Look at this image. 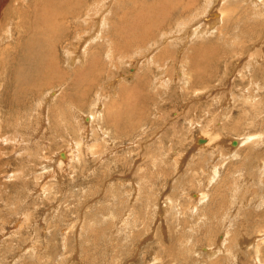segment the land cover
<instances>
[{
    "label": "rangeland",
    "instance_id": "1",
    "mask_svg": "<svg viewBox=\"0 0 264 264\" xmlns=\"http://www.w3.org/2000/svg\"><path fill=\"white\" fill-rule=\"evenodd\" d=\"M18 1L0 0V122L9 125L0 133L26 125L24 119L39 103L46 134L41 135V160L32 158L29 164L28 157L0 142V235L22 212L33 211L30 228H36H26L22 241H15L18 234L0 236V264H167L165 258L173 259L169 264H264V0H199L204 20L188 27V43L184 33L175 34L177 22L170 27L167 20L189 0ZM44 6L54 10L44 11ZM77 7L88 13L83 22L88 25L68 29L74 36L69 53L59 40L67 31L59 11ZM213 13L224 18L208 27ZM200 26L209 30L193 35ZM88 27L89 33H80ZM52 28H59L56 35ZM33 37L41 44L53 42L45 55L55 49L58 64L48 69L44 59L40 72L39 55L29 52L33 46L44 51V45ZM27 55L39 59L31 63ZM51 58L47 62L53 64ZM55 73L58 82L52 79ZM116 78L123 79L120 86ZM95 110L96 119H85ZM34 122L36 127L38 119ZM69 129L81 132L74 137ZM244 134L261 137L231 150ZM74 138L79 142L69 146ZM255 142L260 144L256 149ZM69 149L79 160L59 171L53 164L56 154L67 155ZM39 161L40 168L51 165L38 182L41 194L34 181ZM21 177L26 189L19 185ZM15 197L22 200L18 213L7 204ZM218 245L225 252L208 255Z\"/></svg>",
    "mask_w": 264,
    "mask_h": 264
},
{
    "label": "bare ground",
    "instance_id": "2",
    "mask_svg": "<svg viewBox=\"0 0 264 264\" xmlns=\"http://www.w3.org/2000/svg\"><path fill=\"white\" fill-rule=\"evenodd\" d=\"M4 1V0H3ZM20 1V0H19ZM19 1H18V3H19ZM33 1V0H32ZM32 1H30V2H32ZM177 2H178V0H176ZM190 1V3L191 4H195L196 5V7L197 8H195L194 10H192L191 12L189 11V6L191 5V4H187V5H184V6H182V8L180 9H177V10H172L170 13H169V17H168V20H167V25L168 26H170V27H172L173 26V24L175 23V22H177V24H176V27L178 26V28H176L177 30H176V32H175V34H177V33H179V32H182V33H184V36H186V35H188L190 32V28H191V26H193V25H195V24H198L199 22H201L202 20H204V13H202V12H200L199 11V9H200V2H199V0H189ZM219 1V0H218ZM255 1H260V0H255ZM35 2V1H34ZM43 2H44V0H43ZM48 1H46V3H47ZM55 2V1H54ZM66 2V1H65ZM92 2H94V1H92ZM114 2V1H113ZM164 2V1H163ZM170 2V1H169ZM249 2H251V1H249ZM14 3V2H13ZM16 3V2H15ZM17 3V4H18ZM63 3V2H62ZM69 3V2H68ZM76 3V2H75ZM79 3V2H78ZM143 3V2H142ZM145 3V2H144ZM203 3H204V1H203ZM220 3V2H219ZM223 3V2H222ZM34 4V3H33ZM42 4V3H41ZM48 4H50V3H48ZM56 4H57V1H56ZM59 4V3H58ZM65 4H67V3H65ZM71 4V3H70ZM169 4V3H168ZM181 4V3H180ZM22 5H23V3H22ZM54 5V4H53ZM64 5V4H63ZM126 5V4H125ZM129 5V4H128ZM127 5V6H128ZM24 6V5H23ZM35 6H37V5H35ZM40 6V5H39ZM38 6V7H39ZM83 6V5H82ZM93 6V5H92ZM210 6H212V4H211V2H209L208 3V7L210 8ZM223 6V5H222ZM40 7H43V5H41ZM39 7V8H40ZM152 7V6H151ZM224 7V6H223ZM17 8V7H16ZM60 8V7H59ZM121 8H123V7H121ZM141 8H143V7H141ZM146 8V7H145ZM217 8V7H216ZM3 9V8H2ZM37 9V8H36ZM35 9V10H36ZM103 9V8H102ZM107 9V8H106ZM124 9V8H123ZM154 10L155 9H157V8H153ZM152 9V10H153ZM159 9V8H158ZM219 9V8H218ZM226 9V8H225ZM228 9H231L232 10V8H228ZM43 10L44 11H47V10H54L53 9V7H46V6H44V8H43ZM88 10V9H87ZM202 10H204V8H202ZM106 11V10H105ZM156 11V10H155ZM165 11V10H164ZM228 11V10H227ZM234 11V10H233ZM48 12V11H47ZM60 12V14L62 15V16H60V19L62 18L63 19V21L65 22V23H67V31L65 32V35L64 34H62L61 36H60V38H59V40H60V44H64L63 45V49L65 50V52H69L68 51V42H69V40H73L74 39V36H68V34H67V32H68V29H70L71 31H72V28L73 27H81V26H83V25H88V24H85V23H83V22H86L87 20H88V13L86 12V10H83L81 7H77V8H75L74 9V11L73 10H70V11H66V10H62L61 9V11H59ZM153 12V11H152ZM221 12V11H220ZM17 13V12H16ZM15 13V14H16ZM32 13V12H31ZM35 13V12H34ZM104 13V12H103ZM190 13H192L193 15H194V17L191 19V20H189V15H190ZM229 13H230V10H229ZM23 14V13H22ZM40 13H37V15H39ZM59 14V15H60ZM67 14V17L65 16ZM91 14H93V13H91ZM154 14V13H153ZM152 14V15H153ZM234 14V13H233ZM41 16L43 15V14H40ZM100 15H102V12L100 13ZM121 15V14H120ZM52 16V15H51ZM97 16V15H96ZM155 16V15H154ZM209 16L210 15H208V18H209ZM230 16V15H229ZM18 17H19V15H18ZM47 17H48V15H47ZM45 15H44V19L45 18H47ZM57 17V16H56ZM149 17V16H148ZM153 17V16H152ZM157 17H158V15H157ZM161 17V16H160ZM203 17V18H202ZM224 18V15L223 14H219V13H213L212 15H211V17H210V19L209 20H207L208 22H206L207 24H206V26H208V27H211V26H209V25H211V24H213L212 26H214L215 24H214V21L217 19H219L218 21H217V23H220L221 22V20H222V18ZM93 18V17H92ZM151 18V17H150ZM199 18H201V19H199ZM227 18V17H226ZM49 19V18H48ZM62 19L60 20V21H62ZM165 19H166V17H165ZM196 19V20H195ZM50 20V19H49ZM148 20V19H147ZM157 20V19H156ZM22 21H23V19H22ZM54 21V20H53ZM98 22H99V20H97ZM151 21V20H150ZM149 21V22H150ZM164 21V20H163ZM24 23H25V20L23 21ZM93 22V21H92ZM152 22H154L153 21V19H152V21H151V23ZM156 22V21H155ZM154 22V23H155ZM205 22V21H204ZM114 23H116V22H114ZM157 23V22H156ZM155 23V24H156ZM202 23V22H201ZM38 24H39V22H38ZM50 24V23H49ZM121 24V23H120ZM133 24V23H132ZM146 24V23H145ZM149 24V23H148ZM222 24V23H221ZM43 25V24H42ZM51 25V24H50ZM52 25H54V24H52ZM56 25V24H55ZM55 25H54V27L53 28H55ZM104 25V24H103ZM125 25V24H124ZM140 28H142V27H144L143 25H141V24H137ZM165 25V24H164ZM258 25V24H257ZM38 26V25H37ZM62 26V25H61ZM66 26H64V27H66ZM71 26H73V27H71ZM91 26V25H90ZM99 26V25H98ZM97 26V27H98ZM115 26V25H114ZM147 26H149V25H147ZM154 26H156V25H154ZM158 26H160V25H158ZM24 27H25V25H24ZM56 27H57V25H56ZM150 27H151V25H150ZM188 27H190L189 29H188ZM4 28V27H3ZM40 28H42L41 26H40ZM52 28V30H54V31H56V30H58L59 28H57L56 30L55 29H53ZM61 29H63L62 27H60ZM90 28L91 27H88L86 30H81L80 31V33H89L90 32ZM152 28V27H151ZM150 28V29H151ZM154 28V27H153ZM207 28V27H206ZM206 28H202L201 26L198 28V29H194L195 31H193V35H195V34H197V32L200 34V33H202V32H206L207 30H209V29H206ZM33 29V28H32ZM61 29H60V31H61ZM76 29H78V28H76ZM204 29H206V30H204ZM7 31H6V33H5V36H7L8 34H10L9 33V29H6ZM36 30V29H35ZM50 30V29H49ZM153 30V29H152ZM159 30V29H158ZM169 31H170V33L172 34V32H174L173 30H174V28L173 29H168ZM191 30H193V29H191ZM59 31V30H58ZM58 31H56V33H55V35L57 34V32ZM136 31V30H135ZM146 31V30H145ZM160 31V30H159ZM164 31V30H163ZM163 31H161V33L163 32ZM169 31H168V33H169ZM70 32V31H69ZM74 32V31H73ZM95 32V31H94ZM100 32V31H99ZM150 32V31H149ZM149 32H146V34H148ZM4 33V32H3ZM42 32L40 31L39 32V35L41 34ZM79 33V34H80ZM102 33V32H101ZM100 33V34H101ZM143 33V32H142ZM192 33V32H191ZM44 34V33H43ZM61 34V33H60ZM70 34H71V32H70ZM74 34H75V32H74ZM73 34V35H74ZM103 34V33H102ZM167 31H166V33L165 34H162L163 35V38L165 37H167ZM245 34V33H244ZM27 35V34H26ZM45 35V34H44ZM47 35V34H46ZM45 35V36H46ZM52 35V34H51ZM72 35V34H71ZM142 35V34H141ZM149 35H150V33H149ZM148 35V36H149ZM152 35V34H151ZM154 35V34H153ZM160 35V34H159ZM165 35V36H164ZM29 36H30V34H29ZM45 36H41L42 38H46ZM47 36H49V35H47ZM105 36V35H104ZM119 36V35H118ZM148 36H147V38H148ZM161 37V36H160ZM191 36H189V38H190ZM221 37H223V36H221ZM18 38H20V37H18ZM34 39V41L33 42H35V44L36 43H38L39 45H44V48H43V46L41 47L42 48V50H44V51H41L40 50V46H33V49H31V52H29L30 50H28V52L31 54V53H33V54H35V55H39V58H40V60L38 61V65H39V68H40V72H42L43 70H41L42 69V65H41V63H42V60H44V59H46L47 61L48 60H50V58H51V62H54L53 64H50V61L49 62H44V64L45 63H49V65H44L46 68H50V67H52L54 64H58V57H56L57 56V52H56V54H55V49H54V52L52 53L51 51H50V53H52V55H50L49 53H48V55H49V57H47L46 55H45V50L47 49V46L49 45V44H52L53 42L50 40V41H42V44H41V41H38V40H36V38L35 37H33ZM90 38V37H89ZM92 38V37H91ZM102 38V37H101ZM144 38V37H143ZM189 38L186 36V41H187V43L189 42ZM233 38V37H232ZM1 37H0V41H1ZM25 39V38H24ZM88 39V38H87ZM111 39V38H110ZM158 39H160V38H158ZM170 40H171V38H169ZM169 39H167V40H169ZM222 39V38H221ZM166 40V41H167ZM223 40V39H222ZM12 41V40H11ZM19 41H21V40H19ZM163 41V40H162ZM165 41V42H166ZM185 41V42H186ZM16 42H17V40H16ZM55 42V41H54ZM76 42V41H75ZM86 42V41H85ZM161 42V41H160ZM159 42V43H160ZM56 43H57V41H56ZM186 43V44H187ZM19 44V43H18ZM34 44V45H35ZM73 44V43H72ZM240 44H242V43H240ZM33 45V44H32ZM55 44H53V46H54ZM58 45V44H57ZM57 45H55V46H57ZM75 45V44H74ZM52 46V45H51ZM50 46V47H51ZM132 46V45H131ZM200 46H202V45H200ZM17 47H18V45H17ZM49 47V48H50ZM74 49H72L73 51L75 50V47H73ZM76 48H77V46H76ZM52 49V48H51ZM52 49V50H53ZM169 49V46H167L166 48H165V50H168ZM78 50V49H77ZM80 50V49H79ZM82 50V49H81ZM99 50V49H98ZM102 50V49H101ZM95 51V50H94ZM234 51H235V49H234ZM42 52H44V53H42ZM75 52L77 53V51L75 50ZM154 52V51H153ZM166 51H164L163 52V54L165 53ZM215 52V51H214ZM260 52V51H259ZM28 53V54H29ZM47 53V52H46ZM70 53V52H69ZM88 53V52H87ZM102 52H100V54H101ZM161 53V52H160ZM225 53H228V52H225ZM54 54V55H53ZM72 54H75V53H72ZM94 54V53H93ZM109 54V53H108ZM155 54V53H154ZM255 54H257V53H255ZM259 54V53H258ZM257 54V55H258ZM29 56V55H27L26 56V60H31L30 62L32 63V61H34V63H36L37 62V60L39 59H37V56ZM90 55V54H89ZM102 55V54H101ZM100 55V56H101ZM161 55V54H160ZM51 56V57H50ZM75 56V55H74ZM85 56V55H84ZM154 56V55H153ZM163 56V55H162ZM67 57V56H66ZM77 58H78V56H76ZM81 57V56H80ZM251 57V56H250ZM253 57V56H252ZM72 58H73V56H72ZM82 59H83V57H81ZM80 58V59H81ZM94 58V57H93ZM76 59V58H75ZM75 59H73V60H75ZM81 59V60H82ZM109 59H110V57H109ZM252 59V58H251ZM111 60V59H110ZM65 61V60H64ZM84 61V60H83ZM147 61H149V58H148V60ZM161 61V60H160ZM26 62V61H25ZM29 62V63H30ZM82 62V61H81ZM151 62V61H150ZM163 62V61H162ZM161 62V63H162ZM27 63V62H26ZM128 63V62H127ZM240 63V62H239ZM43 64V63H42ZM93 64V63H92ZM101 64V63H100ZM65 65V64H64ZM90 64H88L87 66H89ZM103 65V64H102ZM32 66V65H31ZM43 66V69L44 70H46V68ZM57 66V65H56ZM84 66V65H83ZM92 66V65H91ZM94 66H95V64H94ZM193 66V65H192ZM37 67V66H36ZM54 67V66H53ZM59 67V66H58ZM57 67V68H58ZM160 67H161V65H160ZM32 68V67H31ZM99 68V67H98ZM162 68V67H161ZM54 69H56V68H54ZM54 69H51L52 71L54 70ZM83 69V68H82ZM102 69V68H101ZM158 69V68H157ZM260 69V68H259ZM261 69H263V68H261ZM51 70L48 72V70H47V72L45 71V74L46 73H50L51 72ZM57 70H59V69H57ZM56 70V71H57ZM87 70V72L89 71V72H92V67H90V68H88V69H86ZM86 70H85V72H86ZM159 70V69H158ZM64 71V70H63ZM75 71V70H74ZM164 71V68H163V70H162V72ZM264 71V70H263ZM262 71V72H263ZM38 72V71H37ZM55 72V71H54ZM58 72V71H57ZM160 73H161V71H159ZM59 73V72H58ZM74 73V72H73ZM83 73H84V71H83ZM164 73V72H163ZM38 74V73H37ZM51 74H53V72L51 73ZM56 74V73H55ZM64 74V73H63ZM87 74V73H86ZM47 75V74H46ZM57 75V74H56ZM79 75H80V73H79ZM84 75V74H83ZM83 75H81V77H83ZM158 75H160V74H158ZM58 76V77H57ZM56 77H52V79H57V82H58V80L60 79V77H59V74L57 75ZM90 76H93V74L92 75H90ZM94 77H96V76H94ZM93 77V78H94ZM121 77H123V75H121ZM49 78H51L50 76H49ZM66 78V77H65ZM67 78H68V76H67ZM92 78V79H93ZM91 79V78H90ZM162 79V78H161ZM117 78H116V82H117ZM120 80V82H117V84L120 86L121 85V82H122V78L121 79H119ZM163 80V79H162ZM49 81V80H48ZM48 81H46V82H48ZM90 81V80H89ZM94 81H96V79H94L93 80V82ZM140 81V80H139ZM87 82H88V80H87ZM109 81H107V83H108ZM158 82H159V80H158ZM165 82V81H164ZM95 83V82H94ZM140 83H142L141 81H140ZM89 84V83H88ZM109 84H111V83H109ZM113 84H115V83H113ZM112 84V85H113ZM251 84V83H250ZM254 84V83H253ZM91 85V87L93 86V83L92 84H90ZM107 85V84H106ZM112 85H111V87H112ZM144 85V84H143ZM114 87H115V85H113ZM136 86V85H135ZM166 86V85H165ZM105 87V86H104ZM90 88V87H89ZM113 88V87H112ZM115 89V88H114ZM143 89V88H142ZM34 93V92H33ZM106 95V94H105ZM132 95V94H131ZM99 96V95H98ZM128 96H130V95H128ZM123 97V96H122ZM131 97V96H130ZM107 99H109L108 98V96L106 97ZM105 98V99H106ZM126 98V97H125ZM104 99V100H105ZM106 99V100H107ZM122 99V98H121ZM126 99H129V98H126ZM132 99V98H131ZM249 97H246L244 100H243V102L245 103H247L248 101H249ZM48 100V99H47ZM86 100H87V98H86ZM101 100H103V98L101 99ZM115 100V99H114ZM54 101V100H53ZM116 101V100H115ZM127 101V100H126ZM128 101H130V100H128ZM134 101V100H133ZM112 103V102H111ZM113 103H114V101H113ZM38 104V106H37V110H34V113H31L30 115H29V117H27L28 119H24V122H27V124L26 125H13V127H12V129L9 131V130H7L6 132H3L2 131V134L0 133V136L2 135L3 137L0 139V142H5L4 143V145L3 146H7V144H9V146L10 145H12L15 149H16V153L18 154V155H21L22 156V158L24 159L25 157H28V160H26L27 161V163L29 164V162L31 163V161H32V158L34 159V160H36L37 159V157H38V159L37 160H41L40 158H42L41 157V135L42 134H46L45 133V130H44V128H43V126H42V121H44V120H42V116L40 117V114H41V110H42V106L40 107V105H39V103H37ZM41 104V103H40ZM105 104V103H104ZM119 104V103H118ZM99 105V104H98ZM91 106H93V105H91ZM96 106V105H95ZM105 106V105H104ZM113 106V105H112ZM132 107V105H130V108ZM104 108V107H103ZM35 109V108H34ZM120 109V108H119ZM79 110V109H78ZM129 111V110H128ZM97 111L95 110L94 112H91L89 115H87V116H85V119H90L91 121L93 120V119H96V117L98 116L97 115V113H96ZM113 112V111H112ZM143 112V111H142ZM259 113V112H258ZM73 114V113H72ZM76 114H78V115H76ZM76 114H74V115H76V116H74V120H76L77 122H79L78 120H79V118H80V114L79 113H77L76 112ZM100 114V113H99ZM120 114V113H119ZM62 115V114H61ZM46 116V115H45ZM65 116V115H64ZM73 116V115H72ZM66 118V117H65ZM81 118H83V117H81ZM37 119H38V122H37V124H36V127H33L32 125L33 124H31V122H32V120L33 121H35L34 123H36V121H37ZM28 120V121H27ZM124 120V119H123ZM128 120V119H127ZM81 121V120H80ZM83 121V120H82ZM90 121V122H91ZM133 121H134V119H133ZM88 122V121H87ZM135 122V121H134ZM64 123V122H63ZM85 123V122H84ZM15 124V123H14ZM25 124V123H24ZM67 124H68V122H67ZM4 123L3 122H0V130H2L3 128L5 129L6 127H8L9 125L8 124H6V125H4ZM12 125V124H11ZM70 125V124H69ZM96 125H98L97 124V122H95L94 123V126H96ZM99 126V125H98ZM81 127V126H80ZM3 129V130H4ZM8 129V128H7ZM80 129V128H79ZM96 129V128H95ZM6 130V129H5ZM96 130H98V128L96 129ZM84 131V130H83ZM82 131V132H83ZM99 131V130H98ZM1 132V131H0ZM47 132V131H46ZM67 132H69V133H71L74 137H78V136H76V132L77 133H80L81 132V130H75V131H71L70 129L69 130H67ZM89 131H87V133H88ZM94 132V131H93ZM202 132H204V127L202 128ZM33 134L32 136H34L35 138V140H32L31 139V137L32 136H30V134ZM257 133V132H256ZM85 134V133H84ZM83 134V135H84ZM103 134H105V133H102V132H100V135H103ZM245 134H248V132H246ZM244 134V136L242 137V139H238V141L237 140H235V142H234V144H235V147H233V148H231V150H236L235 148H237V146H238V144L241 146L242 144H244V143H246V142H248V141H251V142H254V141H257L256 139H260V137H261V135L259 136V135H249V136H246ZM258 134V133H257ZM82 135V136H83ZM89 135V134H88ZM93 135V134H92ZM208 135V134H207ZM98 136V135H97ZM84 137V136H83ZM93 137V136H92ZM211 137V136H210ZM94 138V137H93ZM97 138V137H96ZM77 140V138H74V139H72L71 140V142H70V144H69V146H72L73 144H75L74 142ZM83 139V138H82ZM89 139V138H88ZM87 139V140H88ZM160 139V138H159ZM75 140V141H74ZM103 140H104V142L106 141V142H108L107 141V139H106V135H104L103 136ZM78 142H79V139L77 140ZM205 141V139L203 140V139H201V143L202 142H204ZM231 141H233V140H231ZM160 142V141H159ZM161 142H162V140H161ZM161 142L158 144V145H161V146H163L162 144H161ZM261 143H262V145L264 144V141H263V139H261V141H260ZM198 143H200V140L198 141ZM201 143H200V145H201ZM206 143V142H205ZM207 143H208V141H207ZM231 143V142H230ZM76 144H77V142H76ZM79 144V143H78ZM92 144V143H91ZM259 143H257L256 144V142H255V144H253L252 143V146L253 147H255V149H256V146L258 145ZM256 145V146H255ZM260 145V144H259ZM202 146V145H201ZM0 147H2L1 146V143H0ZM77 147H79V145H77ZM203 147H206V146H204L203 145ZM202 147V148H203ZM44 148V147H43ZM42 148V149H43ZM91 148V147H90ZM93 148H95V147H93ZM162 148V147H161ZM3 148H1L0 149V154H2L3 152H4V150H2ZM73 149V148H72ZM76 149V148H75ZM199 150V149H198ZM211 152H212V154H217V153H215V148L214 147H212L211 149ZM163 152V151H162ZM231 152V151H230ZM72 151L69 149L68 150V152H67V155H65V154H62V153H60L59 154V156L56 154V160L55 161H53V164L56 166V168L57 169H59V171H62L64 168H65V166H67V168H69L70 167V165L71 164H73L72 163V161H74V160H79V156H75L74 158H73V155H72ZM203 153V152H202ZM29 154V155H28ZM78 154V153H77ZM219 155V154H218ZM157 156V155H156ZM256 156V155H255ZM1 157V156H0ZM3 157V156H2ZM22 158H21V160H22ZM81 158V157H80ZM19 159H20V157H19ZM0 160H2V158L0 159ZM6 160H7V158L5 159V162H6ZM47 160V159H46ZM3 161V160H2ZM80 162H81V160H80ZM260 162H262V161H260ZM76 163V162H75ZM83 163V162H82ZM263 163H264V161H263ZM0 164H1V162H0ZM35 164H36V162H35ZM41 164V161H39L38 163H37V165L39 166V168H40V166H42V164ZM64 164H65V166H64ZM84 164V163H83ZM260 164H262V163H260ZM21 165V164H20ZM243 164H241L240 166H242ZM264 165V164H263ZM54 166V167H55ZM26 167V166H25ZM37 167V166H36ZM48 167H51V165H49V166H45V167H41L40 169H38V171L35 173V171H32V170H30V172H32V173H35L34 175H35V185H36V191L39 193V194H41L42 192H41V188H42V186H41V183L40 184H38V182L41 180V178H44V177H42V175H45L46 173H48ZM22 168H24V167H22ZM32 168V167H31ZM38 168V167H37ZM67 168H66V170H67ZM73 168V167H72ZM34 169V168H33ZM50 169V168H49ZM27 170H28V168H27ZM35 170H37V169H35ZM213 170L215 171V167H213ZM25 171H26V169H25ZM51 172V171H50ZM254 172V171H253ZM252 172V173H253ZM52 173V172H51ZM255 173H257V172H255ZM73 174V173H72ZM23 175V174H22ZM33 175V176H34ZM52 175H53V173H52ZM56 175V174H55ZM253 175H255V174H253ZM257 175V176H256ZM255 176H256V178L255 179H257V183H260L261 184V180H263L262 179V177H261V175L262 174H260V173H258V174H256ZM25 176V175H24ZM32 176V175H31ZM250 176H252V175H250ZM17 177H19V176H17ZM28 177V176H27ZM22 178V177H21ZM21 178H19V179H21ZM32 178V177H31ZM23 179V178H22ZM26 179V178H25ZM255 179H253V180H255ZM24 180V179H23ZM22 180V182H20V184L19 185H21L22 187H26L27 185H28V183L27 182H25V180L23 181ZM16 183H18V182H16ZM30 183V182H29ZM37 183V184H36ZM27 184V185H26ZM262 185H263V182H262ZM32 186H34V185H32ZM21 188V187H20ZM26 189V188H25ZM24 189V190H25ZM42 189H44V188H42ZM201 189V188H200ZM35 190V189H34ZM249 190V189H248ZM30 191V190H29ZM262 191V190H261ZM36 192V193H37ZM259 193H261V192H259ZM254 194H256V193H254ZM256 195H258V194H256ZM196 198H197V195H194ZM199 196L200 197H202L203 196V194H202V192L200 191L199 192ZM199 197V198H200ZM20 199L21 198H18L17 200H16V197L14 198V200H13V202H10L9 200V202L7 203L8 205H12L13 207H15L14 208V211H16L15 209L18 207V209H22V208H19V206L21 207V205L19 204V202H22V200L20 201ZM24 199V198H23ZM166 199V198H165ZM218 199V198H217ZM243 200V199H242ZM241 200V201H242ZM247 200V199H246ZM249 200V199H248ZM170 201V203H172V201L171 200H169ZM200 201V200H199ZM198 200H197V202H199ZM216 201V200H215ZM35 202V201H34ZM165 202V201H164ZM257 202H259V201H257ZM24 203V202H23ZM218 203V202H217ZM3 204V203H2ZM4 204H6V203H4ZM3 204V205H4ZM18 204H19V206H18ZM22 204V203H21ZM30 204H32V206L33 205H35L34 203H30ZM166 204L168 205V202H166ZM218 204H221V203H218ZM257 204V203H256ZM7 205V206H8ZM221 205H223V207H224V204H221ZM241 205V204H240ZM246 205V204H245ZM252 205V204H251ZM4 206H6V205H4ZM23 206V205H22ZM28 206V205H27ZM188 206V210L190 209V210H193V209H195L194 207H192V206H190V205H187ZM243 206V205H242ZM221 207V206H220ZM167 208H169V206L167 207ZM27 209H28V207H26L25 209H23V211L24 210H26L27 211ZM31 209V208H30ZM32 210V209H31ZM19 212V210H17L16 211V213H18ZM33 212V211H32ZM32 212H28V213H26V214H23V212L19 215V217L17 218V221H14L15 223H14V225L13 226H11V229H9L8 230V235L10 236V238H12V236L13 235H17L18 234V236L15 238V241H20L21 240V236H23V234H24V232H25V230H27L26 228H29L30 229V231H35L36 230V228L34 227V225H33V227L32 228H30V221H32V219L30 220L29 219V217L30 216H32ZM219 212V211H218ZM197 213V212H196ZM203 213V212H202ZM224 213V212H223ZM228 213V212H227ZM226 213V214H227ZM225 214V215H226ZM260 214V213H259ZM258 214V215H259ZM206 215V214H205ZM217 215V214H216ZM243 215H245V214H243ZM201 216V215H200ZM210 216V215H209ZM213 216H214V214H213ZM219 216V215H218ZM250 216V215H249ZM33 217V216H32ZM206 217V216H205ZM263 217V216H262ZM31 218V217H30ZM214 218V217H213ZM209 219V218H208ZM260 220V219H259ZM12 223V222H11ZM261 223V222H260ZM259 223V224H260ZM264 226V225H263ZM7 229V228H6ZM35 229V230H34ZM4 230V228L3 227H1L0 228V231H3ZM36 232V231H35ZM6 233V234H7ZM30 234H31V232H29ZM6 234H3V235H0V236H4V235H6ZM7 235V236H8ZM33 235V234H32ZM40 237V236H39ZM27 238H28V235H27ZM13 239V238H12ZM22 241V240H21ZM219 241H221V240H219ZM240 244V243H239ZM33 245V244H32ZM241 245V244H240ZM220 245H218V248L216 247V248H213V250H209V252H208V255H211V254H214L215 252H221V251H224L222 248H220L219 247ZM222 247H223V243H222V245H221ZM35 248V247H34ZM169 250V249H168ZM225 252V251H224ZM24 253V252H23ZM36 253V252H35ZM152 254V253H151ZM166 254V253H165ZM17 255V254H16ZM169 256V255H168ZM169 258V257H168ZM175 258V257H174ZM166 259V258H165ZM164 259V263L165 262H167V264H169V263H172V261H173V259L172 260H169V259H166L165 260ZM171 259V258H170ZM182 259V258H181ZM180 259V260H181ZM226 259V258H225ZM13 262V261H12ZM176 262V261H175ZM182 262V261H181ZM9 264H12V263H10L9 262Z\"/></svg>",
    "mask_w": 264,
    "mask_h": 264
}]
</instances>
